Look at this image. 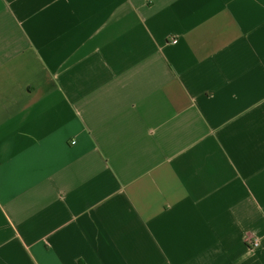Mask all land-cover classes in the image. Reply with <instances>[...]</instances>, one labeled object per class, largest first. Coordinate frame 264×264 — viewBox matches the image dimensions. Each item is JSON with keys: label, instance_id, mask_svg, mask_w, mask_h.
Instances as JSON below:
<instances>
[{"label": "crops", "instance_id": "crops-1", "mask_svg": "<svg viewBox=\"0 0 264 264\" xmlns=\"http://www.w3.org/2000/svg\"><path fill=\"white\" fill-rule=\"evenodd\" d=\"M0 264H264V0H0Z\"/></svg>", "mask_w": 264, "mask_h": 264}, {"label": "built area", "instance_id": "built-area-1", "mask_svg": "<svg viewBox=\"0 0 264 264\" xmlns=\"http://www.w3.org/2000/svg\"><path fill=\"white\" fill-rule=\"evenodd\" d=\"M172 42H173V43H175L176 41H175V40H173ZM253 246H254V247H256V246H257V243H256V242H254V243H253Z\"/></svg>", "mask_w": 264, "mask_h": 264}]
</instances>
